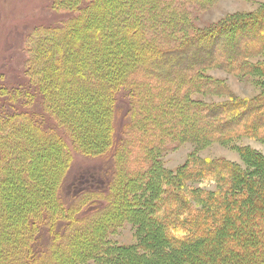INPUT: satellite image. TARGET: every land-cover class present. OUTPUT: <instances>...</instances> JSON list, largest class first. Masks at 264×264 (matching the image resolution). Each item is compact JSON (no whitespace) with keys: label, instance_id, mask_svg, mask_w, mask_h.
I'll return each instance as SVG.
<instances>
[{"label":"trees","instance_id":"trees-1","mask_svg":"<svg viewBox=\"0 0 264 264\" xmlns=\"http://www.w3.org/2000/svg\"><path fill=\"white\" fill-rule=\"evenodd\" d=\"M212 1H51L47 14L65 19L28 35L21 78L0 77V264H136L152 245L160 264H264L262 153L243 146L240 164L191 157L192 166L175 174L155 160L147 169L157 150L183 142L198 148L241 129L264 147V59L248 63L264 54V6L191 38L180 19L153 11L160 3L182 12ZM217 28L221 43L208 36ZM211 68L251 76L258 94L236 107L192 102L195 93L217 90L204 78ZM122 93L126 123L115 144ZM79 145L93 157L110 153L108 187L68 180L71 151L87 156ZM218 175L217 188L200 186L194 196L188 187L195 177L208 183ZM135 194L144 201L127 199ZM187 199L205 200L197 203L201 212ZM179 202L182 215L170 220ZM128 217L138 242L130 251L105 244Z\"/></svg>","mask_w":264,"mask_h":264},{"label":"rangeland","instance_id":"rangeland-1","mask_svg":"<svg viewBox=\"0 0 264 264\" xmlns=\"http://www.w3.org/2000/svg\"><path fill=\"white\" fill-rule=\"evenodd\" d=\"M51 1L52 0H0V76L3 78V82H6V78L4 77L14 80L17 76L21 78L24 74V61L26 59V52H24V49L26 48V35L28 32L38 27H48L65 19L62 18L64 14L55 13L53 14L55 17L47 14L48 11L51 12ZM263 6L264 0H214L208 6H191L189 9L182 12L160 3L153 11L165 16L170 12L173 21L180 19L185 24L182 29L183 34L191 38L192 36L197 37L198 35H203L207 30L220 24L223 20L233 17L238 18V16H244L249 12L259 13ZM157 22L161 27L164 25L163 21L157 20ZM218 29L220 28H217L216 32L208 36L215 38L216 43H221L222 37L217 36ZM222 31L223 32H220L221 34H227L224 30ZM231 41L232 43H237L238 39L233 37ZM204 52L208 54L210 52L209 48H205ZM221 55L222 54H220L219 60L223 62V59H221L223 57ZM263 59L264 54L256 55L249 58L248 63L253 65L256 61H262ZM204 78L210 80L217 87V90H213L210 94L195 93L191 95L190 100L194 103H201L202 105L209 106L231 105V107H236L239 101L249 100L259 92L252 77L247 74L240 76L226 72L223 68H211L205 71ZM119 97L114 126L115 144L122 138V127L126 123L125 112L127 99L123 93ZM62 126H65V124ZM48 127L54 130L59 136L65 138L68 145H70V141L62 128L54 124L52 120H49ZM106 146H108V143L105 144V147ZM243 146L253 148L264 155V147L261 142L256 140L255 135L250 136L248 132L241 129L237 130L234 134L223 136L217 142L208 143L198 148L194 143L183 142V144L179 146L164 148L161 152L157 150L159 153L157 151L153 153L150 158V165L147 169L150 170L153 160H155V163L158 162L159 166L163 167V169L168 170L169 173L175 174L181 170L184 165H186L184 170L192 166L189 162V158L191 157L195 158V160L199 159L202 162L229 161L240 164L241 160L237 152V147ZM80 148L87 156L73 152L72 162L68 172V180L79 179L78 181H81L85 187H108L114 171L110 153L103 155L104 157H93L96 153H88L82 150L83 147L80 146ZM151 170L152 172L155 171L154 169ZM221 177V175H218L208 183L197 180L199 177H195L192 179V182L188 184V187L192 186L194 189L193 195L195 196L198 191L200 193L203 191L200 186L204 187L205 190L207 187L208 189L217 188V186L223 182ZM69 187L70 185L67 186V189H69ZM67 192L71 194L70 189ZM184 196L187 197L189 195L184 192ZM189 197V199L192 198L191 195ZM200 197L201 195H199V199L203 200V198ZM67 198L69 199V197ZM133 198L141 202L144 201L142 196L139 197L137 194H135L134 197L127 195L128 200H133ZM189 199H187L186 202L188 206L193 209L198 208L201 212L197 203L201 204L205 200L200 202L198 200ZM196 199H198V196H196ZM132 205H135V202L132 203ZM178 206V208L171 209L167 214V216L169 215L171 218L170 220H176L177 211L178 214L182 213L183 210L180 202ZM185 207L187 206L185 205ZM156 208L161 210L159 207ZM133 221V219L128 217L118 224L111 232H107L104 243L116 245L115 247L123 246V248L125 247V251L129 250V248L138 242L139 236L137 234V226L133 224ZM42 239H44V237H41V240ZM135 261L136 264H160L161 256H159L158 246L152 245V250L146 257H142V260L140 259L139 261L132 259V263ZM84 264L99 263H95V260H89Z\"/></svg>","mask_w":264,"mask_h":264}]
</instances>
